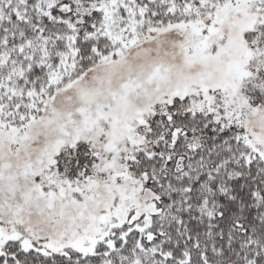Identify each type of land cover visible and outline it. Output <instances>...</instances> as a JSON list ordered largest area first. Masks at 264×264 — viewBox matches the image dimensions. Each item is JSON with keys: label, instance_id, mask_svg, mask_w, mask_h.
<instances>
[{"label": "snow or ice", "instance_id": "6c2138e0", "mask_svg": "<svg viewBox=\"0 0 264 264\" xmlns=\"http://www.w3.org/2000/svg\"><path fill=\"white\" fill-rule=\"evenodd\" d=\"M0 264H264V0H0Z\"/></svg>", "mask_w": 264, "mask_h": 264}]
</instances>
